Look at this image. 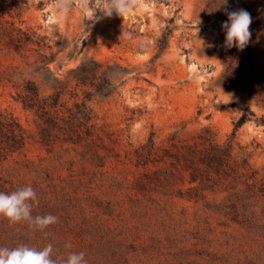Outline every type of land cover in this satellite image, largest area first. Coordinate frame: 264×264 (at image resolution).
Masks as SVG:
<instances>
[{
  "label": "rangeland",
  "instance_id": "1",
  "mask_svg": "<svg viewBox=\"0 0 264 264\" xmlns=\"http://www.w3.org/2000/svg\"><path fill=\"white\" fill-rule=\"evenodd\" d=\"M247 1L264 76V0ZM208 2L137 0L126 16L106 17L91 6L74 4L60 16L52 0L19 8L11 5L17 0H0V114L16 117L28 136L23 151L0 160V192L31 186L38 200L32 215L58 218L39 231L0 216V246L51 243L54 256L84 252L87 264H264L263 197L229 177L191 199L182 196L192 184L179 165L137 164L136 150L151 138L164 147L210 130L224 143L246 105L264 117L246 81L224 84L223 21L206 11ZM168 27L174 31L160 54ZM37 41L47 44L42 51ZM92 59L111 65L118 85L91 101L96 140L42 143L37 111L19 100L27 82L51 78L48 61L66 76ZM236 142L237 154H250L264 176V125L246 123Z\"/></svg>",
  "mask_w": 264,
  "mask_h": 264
},
{
  "label": "trees",
  "instance_id": "2",
  "mask_svg": "<svg viewBox=\"0 0 264 264\" xmlns=\"http://www.w3.org/2000/svg\"><path fill=\"white\" fill-rule=\"evenodd\" d=\"M222 2L209 0L206 11L217 14L223 22L228 19L225 9L229 12L244 9L253 18L252 7L247 0H227L226 5L217 8ZM25 3L27 0H17V4L11 5L19 8ZM203 28L207 30L209 25ZM173 31L174 28L168 27L160 38V54L169 47ZM59 44L64 46L62 42ZM46 45L37 41V50L42 51ZM223 61L226 65L224 84L238 87L246 81L252 94L264 103V76L258 67L257 54L251 41L243 50L225 47ZM49 64L48 61L45 68L50 71L51 78L37 80V84L28 81L27 93L19 98L26 108L37 111L41 142L49 145L60 138L73 143L94 142L96 123L91 101L95 97L111 96L118 90L113 67L92 59L71 68L63 76L52 71ZM240 70L244 71V76H241ZM42 86L49 88L50 92L45 93ZM0 115V160H5L9 155L25 149L28 136L16 117ZM248 122L264 125V117H259L246 105L235 121L232 135L224 143L219 142L210 130L193 141L179 140L164 147L157 146L151 138L136 150L137 164L147 167L168 159L173 166L179 165L188 174V181L192 184L190 193H182V196L191 199L204 197L205 191L214 189V183L229 177L245 186L248 192L264 198V176H259L254 169L250 154L241 156L236 152L239 130ZM175 139L176 136H173L172 141Z\"/></svg>",
  "mask_w": 264,
  "mask_h": 264
},
{
  "label": "clouds",
  "instance_id": "3",
  "mask_svg": "<svg viewBox=\"0 0 264 264\" xmlns=\"http://www.w3.org/2000/svg\"><path fill=\"white\" fill-rule=\"evenodd\" d=\"M136 3L137 0H52V6L60 16H66L76 4L84 8L91 6L94 11L99 9L106 17H111L114 13L124 17ZM226 4L227 0H223L217 8ZM225 14L228 19L222 23L225 32L224 47L243 50L251 40L252 17L244 9L231 12L225 9ZM93 18L99 20L102 17ZM33 203H38V200L37 193L31 186L20 187L11 193L0 192V216L13 224L27 222L31 229L39 231H44L58 222V218L52 214L33 216ZM64 247L70 249L72 245L66 243ZM0 264H87V260L84 252L54 256V247L51 243L42 248L18 244L13 247L0 246Z\"/></svg>",
  "mask_w": 264,
  "mask_h": 264
}]
</instances>
